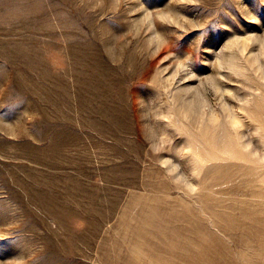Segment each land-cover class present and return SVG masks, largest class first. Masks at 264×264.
Returning <instances> with one entry per match:
<instances>
[{
    "label": "rangeland",
    "instance_id": "1",
    "mask_svg": "<svg viewBox=\"0 0 264 264\" xmlns=\"http://www.w3.org/2000/svg\"><path fill=\"white\" fill-rule=\"evenodd\" d=\"M0 264H264V0H0Z\"/></svg>",
    "mask_w": 264,
    "mask_h": 264
}]
</instances>
